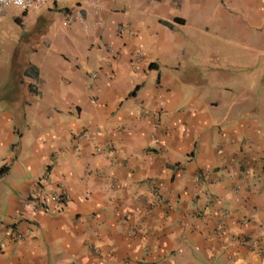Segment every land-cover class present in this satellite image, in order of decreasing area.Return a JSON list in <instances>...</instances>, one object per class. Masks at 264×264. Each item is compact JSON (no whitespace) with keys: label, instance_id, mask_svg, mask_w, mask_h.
<instances>
[{"label":"crops","instance_id":"crops-1","mask_svg":"<svg viewBox=\"0 0 264 264\" xmlns=\"http://www.w3.org/2000/svg\"><path fill=\"white\" fill-rule=\"evenodd\" d=\"M66 1L0 58V264H264V0Z\"/></svg>","mask_w":264,"mask_h":264},{"label":"rangeland","instance_id":"rangeland-1","mask_svg":"<svg viewBox=\"0 0 264 264\" xmlns=\"http://www.w3.org/2000/svg\"><path fill=\"white\" fill-rule=\"evenodd\" d=\"M64 1V2H63ZM66 0H59L58 2H45L42 5L33 8L29 11L31 14L33 10H36L37 12L47 11V9H50L49 12L55 17V24L62 26V7L64 6L63 3H66ZM8 14L5 18H3L0 22V58L7 59L8 54L10 53V49L8 48V42L9 39L7 37H20L24 36L25 32L28 29H31L33 26L34 18H30L28 20H25L22 25L17 23L15 21V18H13L12 13L15 14H22L25 11L15 8V7H9Z\"/></svg>","mask_w":264,"mask_h":264},{"label":"built area","instance_id":"built-area-1","mask_svg":"<svg viewBox=\"0 0 264 264\" xmlns=\"http://www.w3.org/2000/svg\"><path fill=\"white\" fill-rule=\"evenodd\" d=\"M49 1L58 2L59 0H0V11L5 8L15 7L26 12ZM52 198L60 202L63 198H65V194L62 193L59 195H54L52 196ZM48 199L49 196H47L46 194H42L38 191L26 203V206H32L31 208L33 212L44 210Z\"/></svg>","mask_w":264,"mask_h":264},{"label":"trees","instance_id":"trees-1","mask_svg":"<svg viewBox=\"0 0 264 264\" xmlns=\"http://www.w3.org/2000/svg\"><path fill=\"white\" fill-rule=\"evenodd\" d=\"M3 171H5V170L3 169ZM0 174H1V172H0Z\"/></svg>","mask_w":264,"mask_h":264}]
</instances>
